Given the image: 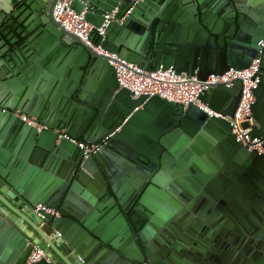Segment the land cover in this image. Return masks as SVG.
Here are the masks:
<instances>
[{
	"label": "water",
	"instance_id": "95a60500",
	"mask_svg": "<svg viewBox=\"0 0 264 264\" xmlns=\"http://www.w3.org/2000/svg\"><path fill=\"white\" fill-rule=\"evenodd\" d=\"M58 2L0 28V264H27L36 245L51 262L34 264H264V153L196 104L135 96L111 56L199 80L259 59L249 134L263 137L264 0H72L96 27L119 7L91 44ZM242 90L235 79L198 98L233 117Z\"/></svg>",
	"mask_w": 264,
	"mask_h": 264
},
{
	"label": "built area",
	"instance_id": "2783aa9c",
	"mask_svg": "<svg viewBox=\"0 0 264 264\" xmlns=\"http://www.w3.org/2000/svg\"><path fill=\"white\" fill-rule=\"evenodd\" d=\"M71 2L72 0H59L55 8V17L68 30L76 33L87 44H91L90 36L93 33L104 35L106 25L119 11V7H115L106 14L103 24L96 27L85 19L84 11L77 13L75 9L71 7ZM129 11L130 9L126 11V14ZM111 56L122 62H113L117 68L121 86L131 89L135 96L145 93L149 95H159L161 98L168 101L180 103L185 106L196 104L210 115L227 119L230 122L233 132L236 134L237 142L245 145L250 144V149H256L260 153H264V136L252 138L249 134L252 129L251 126L256 124L252 115V105L256 101L253 90L257 87L261 70V62L259 59H254L245 69L239 70L231 67L224 73H212L208 75L205 80H199L196 75L188 76L186 74H178L172 69L164 70L160 68L146 71L136 64L127 63L125 60L120 59L117 54H111ZM235 79H242L243 90L233 117L212 111L198 98L200 92L207 89L210 85L224 83L231 86ZM22 116L40 130L48 128L47 124L38 121L36 117L26 114ZM246 122L249 124L247 127L244 126ZM76 142L80 147L85 149L87 153L95 152L99 147V145L84 141L76 140ZM37 207L46 208L42 205H38ZM46 209L51 213H55L54 208ZM58 214L59 212H57V215ZM40 260L50 262V258L46 251L36 245L28 257L27 264H34Z\"/></svg>",
	"mask_w": 264,
	"mask_h": 264
},
{
	"label": "flooded vegetation",
	"instance_id": "af4514ba",
	"mask_svg": "<svg viewBox=\"0 0 264 264\" xmlns=\"http://www.w3.org/2000/svg\"><path fill=\"white\" fill-rule=\"evenodd\" d=\"M37 1H40V0H13L11 10L0 12V16L2 15L0 28H3L4 30L12 26L14 24V21H13L14 13L21 11L23 15L28 14L30 11L29 5H31L32 3H36L38 5ZM43 10L47 11V13L49 14V12L52 10V0H45ZM40 14L41 12L38 11L37 17H39ZM261 44L264 45V39L261 41ZM38 226L41 228L42 231H44L47 234H50L53 231L51 223L47 219L43 220ZM46 253L48 257L50 258L47 251ZM41 261H45V260H40L39 262ZM50 262H51V258H50Z\"/></svg>",
	"mask_w": 264,
	"mask_h": 264
}]
</instances>
